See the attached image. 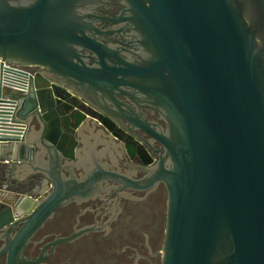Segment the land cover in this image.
<instances>
[{"label":"water","instance_id":"water-1","mask_svg":"<svg viewBox=\"0 0 264 264\" xmlns=\"http://www.w3.org/2000/svg\"><path fill=\"white\" fill-rule=\"evenodd\" d=\"M126 1L147 53L141 62L75 29V16L64 28L59 9L73 4L57 5L51 20V0L26 7L0 0V59L43 69L0 131L8 176H26L35 190L48 184L12 244L21 246L68 200L102 191L100 173L138 183L103 162L111 154L104 131L114 137L110 125L134 126L164 149L157 169L140 181L166 188L160 264H264V0ZM76 48L98 66H87ZM128 103L158 109L167 132L134 123ZM88 127L91 158L81 156L79 141ZM122 149L126 162L135 157L148 173L151 161L129 154L124 142ZM22 219L10 206L0 211V227Z\"/></svg>","mask_w":264,"mask_h":264},{"label":"flooded vegetation","instance_id":"flooded-vegetation-1","mask_svg":"<svg viewBox=\"0 0 264 264\" xmlns=\"http://www.w3.org/2000/svg\"><path fill=\"white\" fill-rule=\"evenodd\" d=\"M8 2L26 7L37 0ZM60 4H73L59 9V20L64 28L72 26L69 20H74L75 16L81 21V24L75 25V29L80 27L123 58L141 62L147 57L126 0H51V20L55 18V7ZM76 51L87 66H98L95 59L85 57V50L76 48ZM65 56L75 61L70 55ZM111 60L118 62L116 57ZM21 67L32 68L40 73L43 71L37 66ZM128 104L135 113L129 114L134 123L140 125L139 120L145 122L148 131L153 134L167 132V124L158 109L141 106L136 108L134 104ZM91 114L96 118L102 116L95 109ZM109 127L114 137L99 128L107 135L105 139L111 150V154H106L103 162L112 160L110 165L113 170L127 171L139 182L133 185L123 183V186L108 175L98 174L102 191L68 200L54 210L19 246L11 241L23 228L27 212L16 215L14 204L25 196L30 197L33 202L43 199L48 184L44 183L39 190H35L36 184L32 181L10 178L0 172V188L7 191L12 200L18 197L14 203L7 202V199L0 200V211L10 206L14 219L23 218L12 227H0V264H7L8 259H19L24 264H160L166 219V188L163 182L147 186L146 180L140 181L144 176L147 179L157 169L164 149L152 137L134 126H128L127 129L112 125ZM79 141L83 146L81 156L91 158L90 127L80 133ZM122 142L126 144L129 154L137 151L146 162L151 161L147 174L143 173L139 160L135 157L126 162L128 157L122 149ZM144 150H147L149 156ZM98 171L94 168L91 173Z\"/></svg>","mask_w":264,"mask_h":264},{"label":"built area","instance_id":"built-area-1","mask_svg":"<svg viewBox=\"0 0 264 264\" xmlns=\"http://www.w3.org/2000/svg\"><path fill=\"white\" fill-rule=\"evenodd\" d=\"M38 70L18 67L0 59V131L14 117L20 94H26Z\"/></svg>","mask_w":264,"mask_h":264},{"label":"bare ground","instance_id":"bare-ground-1","mask_svg":"<svg viewBox=\"0 0 264 264\" xmlns=\"http://www.w3.org/2000/svg\"><path fill=\"white\" fill-rule=\"evenodd\" d=\"M32 206H33V201L31 199L23 198L22 200L18 201V203L15 205L14 212L16 215H21L22 213L30 210Z\"/></svg>","mask_w":264,"mask_h":264},{"label":"rangeland","instance_id":"rangeland-1","mask_svg":"<svg viewBox=\"0 0 264 264\" xmlns=\"http://www.w3.org/2000/svg\"><path fill=\"white\" fill-rule=\"evenodd\" d=\"M0 193H1L0 200L7 199V202H10V203H14L18 198V197H15L16 200H12L9 193H7V191H5L4 189H0Z\"/></svg>","mask_w":264,"mask_h":264},{"label":"crops","instance_id":"crops-1","mask_svg":"<svg viewBox=\"0 0 264 264\" xmlns=\"http://www.w3.org/2000/svg\"><path fill=\"white\" fill-rule=\"evenodd\" d=\"M0 172L3 173V175L8 176L9 174V169L7 167H4V165L2 163H6L5 160H2V162H0ZM10 178H15L14 174L12 176H10ZM26 178V176L24 178H22L21 180H24Z\"/></svg>","mask_w":264,"mask_h":264}]
</instances>
